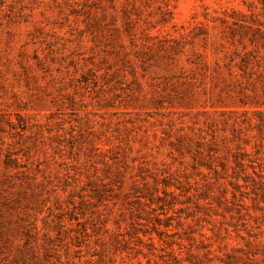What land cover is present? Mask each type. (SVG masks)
<instances>
[{
	"label": "rangeland",
	"instance_id": "obj_1",
	"mask_svg": "<svg viewBox=\"0 0 264 264\" xmlns=\"http://www.w3.org/2000/svg\"><path fill=\"white\" fill-rule=\"evenodd\" d=\"M0 264H264V0H0Z\"/></svg>",
	"mask_w": 264,
	"mask_h": 264
}]
</instances>
